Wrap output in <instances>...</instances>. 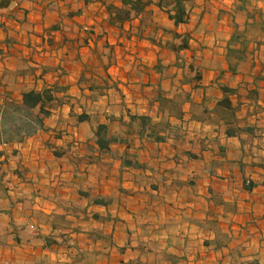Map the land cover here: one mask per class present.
<instances>
[{
    "label": "crops",
    "instance_id": "0c3cea01",
    "mask_svg": "<svg viewBox=\"0 0 264 264\" xmlns=\"http://www.w3.org/2000/svg\"><path fill=\"white\" fill-rule=\"evenodd\" d=\"M2 1L0 107L54 102L0 145V264H264V0Z\"/></svg>",
    "mask_w": 264,
    "mask_h": 264
},
{
    "label": "trees",
    "instance_id": "16d2710c",
    "mask_svg": "<svg viewBox=\"0 0 264 264\" xmlns=\"http://www.w3.org/2000/svg\"><path fill=\"white\" fill-rule=\"evenodd\" d=\"M191 0H154L158 7L165 9L169 17L174 23L179 26L186 24L189 21L188 4ZM2 7H5V0L2 1ZM144 4H141V0H137L133 5V11L139 13ZM121 18V17H120ZM188 36L176 34L174 36V42L171 45L173 50L181 51L189 47ZM195 78L201 80V76L196 74ZM225 93L232 92L228 88H223ZM53 89H47L44 92H26L23 94V100L20 104L11 102L3 110L0 107V145H8L16 139H24L26 137L34 135L38 129L44 126V119L51 114L52 104L54 102V96L52 94ZM226 109L232 110V103L229 99H224L221 103ZM79 120L84 122L88 120V116L82 115ZM242 131H249L247 129ZM228 135L234 136L235 132L228 131ZM96 140L101 150L109 151L111 145L116 142L115 139L108 138V128L105 125H99L96 129ZM125 164L132 166L129 161H125ZM253 185L248 182L247 189H252ZM80 195L86 199H89L90 195L81 191ZM93 204L96 206H108L109 203L103 199L96 198L93 200ZM95 219H99L98 214H94Z\"/></svg>",
    "mask_w": 264,
    "mask_h": 264
}]
</instances>
